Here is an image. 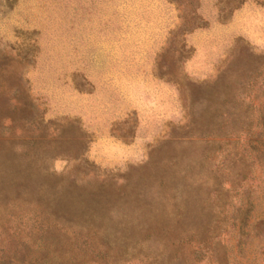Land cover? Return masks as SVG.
<instances>
[{"label": "rangeland", "instance_id": "1", "mask_svg": "<svg viewBox=\"0 0 264 264\" xmlns=\"http://www.w3.org/2000/svg\"><path fill=\"white\" fill-rule=\"evenodd\" d=\"M194 12L203 22L182 29ZM236 71L253 72L238 102L251 130L184 140L193 93L196 114L223 113L200 93ZM263 117L264 0H0V246L13 230L31 242L47 207L82 216L116 203L115 217L174 152L209 149L194 162L202 178L178 194L213 212L226 264H264ZM237 170L246 179L234 184Z\"/></svg>", "mask_w": 264, "mask_h": 264}, {"label": "trees", "instance_id": "2", "mask_svg": "<svg viewBox=\"0 0 264 264\" xmlns=\"http://www.w3.org/2000/svg\"><path fill=\"white\" fill-rule=\"evenodd\" d=\"M191 19V25L182 29L189 31L203 22L195 12ZM227 73H221L200 93L209 101L218 102L225 111L207 106L196 114L193 109L198 96L193 93L191 122L181 126L185 131L184 140L190 139L196 130L204 136L213 135L216 130L225 131L223 135L228 139L251 130L253 123L244 114L251 106L247 102L242 108L238 102L244 103L243 96L252 94L253 72L236 71L233 76ZM229 77H233L231 83L224 84ZM259 121L264 134V117ZM209 151L202 150L197 156L184 149L174 152L147 186L130 189L127 198L117 204L119 213L115 217L111 207L116 203L109 210L100 207L98 212L82 213V216L72 214L76 212L65 215L56 206L47 207L32 232L31 242L15 238V230L4 237L0 264H123L134 260L141 264H197L208 255L217 264H226V246L213 232V212L200 208L197 203H193V211L191 191L186 196L178 194L180 188L189 189V180L202 178L194 162H210ZM245 176L244 171H235L232 183H241ZM212 185L217 189L220 183L214 180ZM61 219L68 232L64 230L60 235L54 229ZM256 226H264V220H258Z\"/></svg>", "mask_w": 264, "mask_h": 264}]
</instances>
